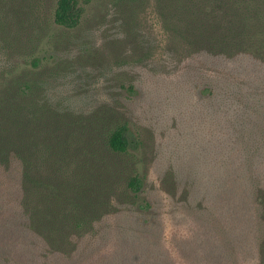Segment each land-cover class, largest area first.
I'll return each mask as SVG.
<instances>
[{
  "label": "trees",
  "instance_id": "obj_1",
  "mask_svg": "<svg viewBox=\"0 0 264 264\" xmlns=\"http://www.w3.org/2000/svg\"><path fill=\"white\" fill-rule=\"evenodd\" d=\"M150 1L182 58L176 76L146 70L155 99L152 83H173L159 98L175 109L159 185L137 167L129 117L60 108L38 71L3 68L0 264H264V0H118L131 41ZM83 12L80 0H0V37L24 13L35 30L21 49L34 54L46 18L75 28Z\"/></svg>",
  "mask_w": 264,
  "mask_h": 264
},
{
  "label": "rangeland",
  "instance_id": "obj_2",
  "mask_svg": "<svg viewBox=\"0 0 264 264\" xmlns=\"http://www.w3.org/2000/svg\"><path fill=\"white\" fill-rule=\"evenodd\" d=\"M80 1L84 10L81 23L75 28H66L46 18L45 40L34 54L28 53L27 48L24 52L21 49L31 36L28 31L35 30L33 26L30 29L32 21L24 13L16 21H10L7 25L13 34L0 37V70L20 67V71L24 68L38 71L37 81L45 86V97L60 108L84 115L93 112L111 115L112 110H118L129 117V136L134 140L131 149L138 156L137 167L158 186L157 148L166 140L164 120L169 124L175 115L172 100L159 101V98L173 90V83L168 84V88L152 83L161 89L160 97L155 99L152 89L148 88L146 70L176 76L180 53L178 57L170 52V40L152 1L138 7L139 13L133 20L137 21L134 33L139 36L132 41L121 26L118 0ZM24 8L28 10L27 5ZM34 38L37 39L36 33ZM37 56L40 66L32 67V60ZM130 84L139 90L133 98H127Z\"/></svg>",
  "mask_w": 264,
  "mask_h": 264
}]
</instances>
